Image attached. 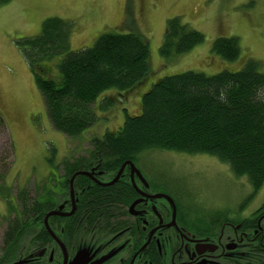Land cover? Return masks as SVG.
Returning <instances> with one entry per match:
<instances>
[{"label":"trees","instance_id":"1","mask_svg":"<svg viewBox=\"0 0 264 264\" xmlns=\"http://www.w3.org/2000/svg\"><path fill=\"white\" fill-rule=\"evenodd\" d=\"M72 27L69 20L47 18L41 33L26 38L21 45L25 47L23 54L34 71L51 125L70 139H78L97 122L94 103L100 95L110 88L120 92L137 88L151 73V65L149 44L141 33L105 32L93 46L72 50ZM205 38L180 16L172 17L167 22L160 54L174 58L192 50ZM213 50L226 60H236L241 54L239 38L220 36L214 40ZM58 55L65 56L58 64L61 78L56 81L46 77L42 67ZM89 142L91 148L85 155L65 159L61 164L68 189L78 171L97 170L103 172V178H109L126 161L137 163L146 151L169 150L215 156L228 164L237 177H247L256 194L264 185V72L256 61L248 60L235 72L223 70L207 75L189 70L165 76L143 94L140 115L127 114L120 130L93 136ZM148 174L160 185L157 178L161 174ZM73 184L74 189L90 185L83 203L89 208L91 220L99 217L101 224H117L122 210L137 196L135 187L122 179L103 186L79 174ZM152 187L156 189L154 184ZM44 194L45 190L33 197L27 188L17 191L23 220H12L8 225L3 264L15 259L21 247L19 239L30 237L25 232L31 226L41 225L46 211L56 206L40 200ZM172 197L181 212L185 208L181 198L177 193ZM260 211H264V204ZM43 227L38 228V233H46L48 239L49 233ZM44 238L43 235L41 239ZM259 253V261L245 264H264V248Z\"/></svg>","mask_w":264,"mask_h":264},{"label":"rangeland","instance_id":"2","mask_svg":"<svg viewBox=\"0 0 264 264\" xmlns=\"http://www.w3.org/2000/svg\"><path fill=\"white\" fill-rule=\"evenodd\" d=\"M175 16L206 38L192 50L167 59L160 47L167 22ZM50 17L72 23V50L93 46L105 32L141 33L149 44L147 79L127 92L115 88L103 92L94 103L97 122L78 139L51 125L34 71L23 54L21 42L38 36ZM220 36L239 38L238 59L226 60L214 52V40ZM64 56L45 64L46 77L60 80L58 64ZM248 60L256 61L264 72V0H0V247L7 224L18 214L17 191L27 188L35 197L45 190L40 200H63L60 192H69L63 186V161L85 155L91 137L120 130L127 114L140 115L143 94L153 83L189 70L207 75L235 72ZM136 165L147 174H161L157 191L177 193L196 215L247 214L264 202V185L254 194L247 177H237L215 156L149 150ZM95 175L105 176L97 170Z\"/></svg>","mask_w":264,"mask_h":264},{"label":"flooded vegetation","instance_id":"3","mask_svg":"<svg viewBox=\"0 0 264 264\" xmlns=\"http://www.w3.org/2000/svg\"><path fill=\"white\" fill-rule=\"evenodd\" d=\"M42 70L47 74L44 67ZM121 167L109 178L89 177L103 186L117 184L122 179L135 187L137 196L122 210L117 224H101L99 217L91 220L89 208L83 203L90 185L74 189L73 184L74 201L70 187L67 195L60 192L65 204L55 198L52 203L56 206L46 211L44 225L31 226L25 232L31 236L24 238L23 235L19 239L21 250L8 264L20 260H25L21 264H245V261L260 260L259 250L264 248V211L259 210L264 202L247 214L222 216L204 212L196 215L186 207L180 212L172 197L175 211L173 203L159 197V192L152 187L156 186L154 176L141 168L144 178L135 177L127 164L119 178L107 184L116 178ZM17 205L18 214L12 219L22 222L18 202ZM54 210L57 214L50 215L47 221L57 239L45 222L47 214ZM9 223L2 235L0 264H3ZM42 227L49 233L48 239L46 233H38ZM43 235L45 242L41 239ZM79 252L80 257L74 261Z\"/></svg>","mask_w":264,"mask_h":264},{"label":"water","instance_id":"4","mask_svg":"<svg viewBox=\"0 0 264 264\" xmlns=\"http://www.w3.org/2000/svg\"><path fill=\"white\" fill-rule=\"evenodd\" d=\"M127 164H129L130 166H131V168H132V171H133V174H135V172L137 173V175H139L140 177H143L144 178V176L142 175V173H141V171H140V169H138L137 168V166L135 165V163H133L132 161H126L123 165H122V167H121V169H120V171H119V173H118V175L116 176V178L113 180V181H111V182H109V183H107V184H112L113 182H115V180H117L118 178H119V176L121 175V173H122V171H123V169H124V167L127 165ZM79 174H83V175H87V176H89V177H92V178H94V175H95V170H92V171H78V172H76L74 175H73V177L71 178V182H70V190H71V197H72V200L74 201V189H73V181H74V179H75V177L77 176V175H79ZM159 197H165V198H167L168 200H170V202H172L173 203V207H174V209H175V211H176V205H175V202H174V199L172 198V196H170L169 194H163V193H159V194H157ZM74 207H75V205H74ZM53 214H57V212L54 210V211H51L50 213H48L47 214V216H46V220H45V222L47 223L46 225L48 226V229L50 230V228H49V224H48V221H47V218L50 216V215H53ZM50 232L52 233V235L57 239V236L54 234V232L53 231H51L50 230ZM59 240V239H58ZM80 252L76 255V258L74 259V261H77L78 260V258L80 257ZM25 260H20V261H17V262H15V263H13V264H21L22 262H24Z\"/></svg>","mask_w":264,"mask_h":264}]
</instances>
